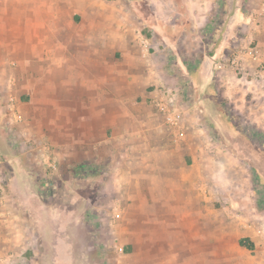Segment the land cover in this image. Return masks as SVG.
Here are the masks:
<instances>
[{"label": "rangeland", "instance_id": "obj_1", "mask_svg": "<svg viewBox=\"0 0 264 264\" xmlns=\"http://www.w3.org/2000/svg\"><path fill=\"white\" fill-rule=\"evenodd\" d=\"M74 1L0 0V264H264V0H95L90 85Z\"/></svg>", "mask_w": 264, "mask_h": 264}, {"label": "crops", "instance_id": "obj_2", "mask_svg": "<svg viewBox=\"0 0 264 264\" xmlns=\"http://www.w3.org/2000/svg\"><path fill=\"white\" fill-rule=\"evenodd\" d=\"M76 13H79L80 16H82L83 22L86 21V19H89V22L94 23L93 29L91 31H88L84 33L81 37L83 41L76 43V50H80V53L86 54L89 56V62L88 65L82 66V67H75L74 68V78L72 81L74 82H83L85 85H90L92 80L91 72L93 71L94 63L92 62V58L96 56H100L103 54H109L108 51L111 50V48L120 49L124 53H128V49L133 48V42H137V35H133L129 30L123 28L122 31L114 30V22L115 20L110 15L103 17V18H96L99 17V12H96L97 3L95 0H78L73 2ZM132 3L127 4L128 12L130 10L134 9L135 5H131ZM11 5L8 3V7ZM136 9V8H135ZM138 11L142 12V9L137 8ZM96 18V19H95ZM3 20V19H2ZM96 21H102L103 26H100L101 31L97 32L96 30ZM101 23V22H99ZM42 24V32H41V39L43 43V48H45L46 52H53L55 49H57V54H60L61 52H64L63 49H65L66 41L63 39L62 31L60 32V24L58 20L55 17L46 16L42 18L41 21ZM51 25V26H50ZM28 38V33H27ZM81 39V40H82ZM101 46L104 47V52L101 51ZM74 49V50H75ZM73 50V51H74ZM108 50V51H107ZM108 52V53H107ZM67 68L65 65H62V70L65 71ZM73 82V83H74ZM11 101H15V99H11ZM84 116V114H83ZM95 113H88L85 114V117L83 119L88 120H95L96 119ZM108 116L107 114L105 115ZM80 117H78L79 119ZM19 133V136L27 140L30 138L28 136L29 133L26 130H22L21 128L17 131ZM43 153L41 155L40 161L42 164L46 166V164H49L51 161V158L54 159L53 151H52V145L45 144L43 147ZM52 151V152H51ZM55 154V153H54ZM167 158H169L167 156ZM29 175V172H28ZM168 198V197H167ZM165 198H163L164 200ZM28 202H31L28 200ZM29 206L31 207V203Z\"/></svg>", "mask_w": 264, "mask_h": 264}, {"label": "built area", "instance_id": "obj_3", "mask_svg": "<svg viewBox=\"0 0 264 264\" xmlns=\"http://www.w3.org/2000/svg\"><path fill=\"white\" fill-rule=\"evenodd\" d=\"M181 120H182V114L181 113H176V114L172 113V114L168 115L169 123L174 125V126L179 124L181 122ZM49 166L52 167L53 169H56L55 164H53L51 162L49 163Z\"/></svg>", "mask_w": 264, "mask_h": 264}, {"label": "trees", "instance_id": "obj_4", "mask_svg": "<svg viewBox=\"0 0 264 264\" xmlns=\"http://www.w3.org/2000/svg\"><path fill=\"white\" fill-rule=\"evenodd\" d=\"M131 3L133 4V5H135L134 7L137 9V8H142L143 10H142V12L144 13L145 12V10L147 9V6L145 5H139V4H142L143 2H141V1H139V0H132L131 1ZM131 4V5H132ZM132 5V6H133ZM168 40H171L170 38L168 39ZM245 243V242H244ZM244 246L245 247H247L248 249H252L253 248V245L251 244V243H246V244H244Z\"/></svg>", "mask_w": 264, "mask_h": 264}]
</instances>
